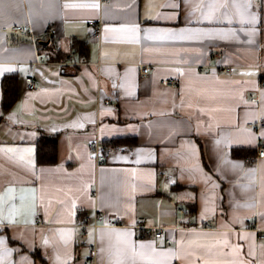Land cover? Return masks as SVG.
<instances>
[{
    "label": "crops",
    "instance_id": "obj_1",
    "mask_svg": "<svg viewBox=\"0 0 264 264\" xmlns=\"http://www.w3.org/2000/svg\"><path fill=\"white\" fill-rule=\"evenodd\" d=\"M0 7V65L18 86L3 112L0 75V264H84L92 248L94 264H264V126L247 125L264 117V0L247 9L254 23L231 5L203 19L202 0ZM14 24L29 33L2 29ZM182 29L214 35L155 38ZM54 134L57 161L39 164L36 141ZM241 148L252 163L233 154ZM140 245L151 255L133 257Z\"/></svg>",
    "mask_w": 264,
    "mask_h": 264
},
{
    "label": "snow or ice",
    "instance_id": "obj_2",
    "mask_svg": "<svg viewBox=\"0 0 264 264\" xmlns=\"http://www.w3.org/2000/svg\"><path fill=\"white\" fill-rule=\"evenodd\" d=\"M5 0H0V6H2L4 4ZM9 3H14L15 0H8ZM185 3L187 4H191L192 0H184ZM202 3H207L208 6V10L206 12H202V18L206 19V20H212L216 17V14L218 12H220L221 9L225 10L224 15L226 16V11L228 9V7L231 5L232 7L235 8L236 12L241 15L242 17L247 14V16L249 17L248 20H242V22H251L254 23L255 22V15L251 14V13H247V9L252 6L253 4V0H244V2L242 4L238 3V0H202ZM65 7H75V5H65ZM92 7H98V5H92ZM4 14V10L2 7H0V18L3 17ZM174 18V17H171ZM130 32L134 33L136 31L135 28L130 29ZM212 33H199L193 30H189V29H182L180 30V32L178 33H165L162 36L159 37H155L158 39H164V38H168V37H172V38H176V39H181V40H192V39H199L202 36H208L211 37ZM215 35L220 36V38H227L228 36H235V33H217ZM251 42V41H250ZM21 71H23V69H20ZM15 71L14 68L12 67H8V66H3L0 65V75H4L5 73H10ZM179 71V70H177ZM129 95H131L132 93L129 92ZM82 126V125H81ZM262 135H264V133H262ZM221 141H217V144H220ZM11 151V150H10ZM27 151H31V149H28ZM262 156H264V153H262ZM233 168L236 167H242V165L239 164H233L232 165ZM125 236H127L128 234H124ZM103 239V237H101ZM227 241L225 240L224 243H226ZM0 243H2V241H0ZM45 243H47L45 241ZM139 247V251H136L135 249L133 250V257H148L151 255L150 252L145 251L146 246L145 245H140ZM101 251L103 252V249H101ZM238 251V250H237ZM251 254V253H250ZM112 264H121V261L117 258L115 260L112 261ZM134 264V261H133ZM240 264H245V262L241 261Z\"/></svg>",
    "mask_w": 264,
    "mask_h": 264
},
{
    "label": "built area",
    "instance_id": "obj_3",
    "mask_svg": "<svg viewBox=\"0 0 264 264\" xmlns=\"http://www.w3.org/2000/svg\"><path fill=\"white\" fill-rule=\"evenodd\" d=\"M88 24H89V26L91 28V36L93 38H98L100 36V34H101V29H102L101 23L98 22V21L89 20ZM2 29L3 30L10 29L12 31L19 32L21 34H26V33H29V31H30L29 26L27 24H14V25H11L9 27L8 26H3ZM71 56H73V53L71 54ZM149 68H150V66H148V65L142 66L141 73L142 74L147 73ZM230 69L231 68L229 66H224V67L220 68V71L228 72V71H230ZM24 81H25V86L28 89L35 88L38 85V83H39L38 80L36 78H34L33 76H31V75H27L25 77ZM162 82L164 84H166V85H176L177 84V79L169 78V79L162 80ZM250 99L251 100H256V94L252 93L250 95ZM105 101L107 103L110 102V100H108V99H106ZM247 125L251 126L253 128L262 127V126H264V117L260 118L259 120H256V121H249L247 123ZM91 146H92V149L96 152L98 160L99 161L103 160L104 156H103V154L100 153V150H99L100 144L98 142H92ZM262 153H264V144L257 146V148H256V158H263L264 156H262ZM245 160L247 162H249V163L253 162L252 159L247 158V157L245 158ZM101 220H102V215L99 214V213L94 214L93 218L90 215L85 214L83 216L81 222H80L82 236H87L88 228L89 227L95 228L96 226L99 225V222ZM146 233H147V230H143V232L141 234L143 235V234H146ZM154 234H155V236H161L162 232H161V230H158V231L154 232ZM258 237H259L260 240H262L264 242V233H262V232L259 233ZM166 242L169 243L170 239H166ZM93 251H94V249L92 248L89 257L84 261V264H94V259H93V255H92Z\"/></svg>",
    "mask_w": 264,
    "mask_h": 264
},
{
    "label": "trees",
    "instance_id": "obj_4",
    "mask_svg": "<svg viewBox=\"0 0 264 264\" xmlns=\"http://www.w3.org/2000/svg\"><path fill=\"white\" fill-rule=\"evenodd\" d=\"M51 38H53V35ZM74 45H78L81 49L85 48L84 42L77 43L74 40ZM1 88V106L2 111L5 112L10 109L18 97L17 75L13 73L3 75L1 78ZM232 152L234 155H244L246 157V155L252 154L253 150L241 148L233 149ZM36 160L39 164H53L57 161V135H41L37 139Z\"/></svg>",
    "mask_w": 264,
    "mask_h": 264
}]
</instances>
